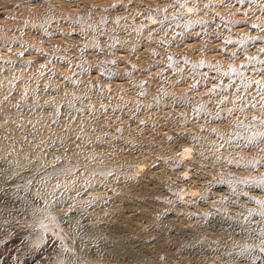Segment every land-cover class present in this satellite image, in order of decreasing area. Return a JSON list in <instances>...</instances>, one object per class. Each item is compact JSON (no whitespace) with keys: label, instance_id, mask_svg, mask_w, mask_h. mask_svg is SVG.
I'll list each match as a JSON object with an SVG mask.
<instances>
[{"label":"bare ground","instance_id":"6f19581e","mask_svg":"<svg viewBox=\"0 0 264 264\" xmlns=\"http://www.w3.org/2000/svg\"><path fill=\"white\" fill-rule=\"evenodd\" d=\"M1 1L3 2L4 0ZM18 1L19 4L23 2L21 0ZM64 1L60 0L59 2L62 3ZM189 1L89 0L87 2L88 9L84 7L85 9L80 8L82 9V13L78 11L83 14L84 19H81L82 17L80 16L82 20L80 22L78 19L79 17L76 15L79 23L78 21L75 22V26L73 21V23L68 21V24L72 23L73 27H71V24V28H69L67 24V30L65 28L66 26H64L66 25L64 24L66 21L62 23L65 29H59L58 25L61 23L59 19L63 18V20H65L64 16H69L73 19L76 17H71V14L67 13L64 15L65 12L62 11L63 9L61 10L62 7L59 8L60 3L57 0L56 2L59 3L57 10L59 11L60 9V12H63V15H61L63 17L59 16L60 13L58 14L55 12L56 9L54 10V8H56V5L53 3L52 4L55 6H53L54 8H51L50 11L53 9L54 12H48V14L50 13L52 15L47 14V5H51L48 4L49 2L47 4L45 2L46 9L43 8L44 5L41 7L42 2H40V8L45 11L43 12L42 10V14L41 11L38 10L37 12L35 10L32 11L33 9L27 10L26 5L23 7L24 5L22 6V4H20L19 10L14 9V11H11L17 0L15 3L12 0L14 4H12L13 7L11 6L12 9H10V4L9 7H7L10 10L7 12L3 11L7 13V15L9 11L11 12L9 13L10 16L6 15L8 17L7 21L9 17L11 19L10 22H7L12 25L10 27H15V23L17 22L16 24H18V21L22 18L23 13L20 12L22 16L17 14L21 9L27 13L26 15L24 13L26 17L29 16V18L27 17L22 21L27 20L26 22H28L30 20V23L22 22L21 20L19 21L20 23H26L35 27L37 23L35 19L39 17V20L41 18L46 20V22H44L45 20H37L38 22H43L42 24L40 23V25L47 23L46 25L49 27L48 31L45 30V33L42 34L47 37V44L45 40V42H43L44 38L41 39V33L40 30H38L40 38H37V40L40 39L42 42L40 40L39 42L42 44L45 43V45L40 46V43L35 38V41L39 44L36 43L40 46L38 48H36V46H38L36 43L34 45L30 44V42L34 43L32 42L34 38L32 40V34H30L31 32L28 33L29 30H27V28L31 26L27 27V25L24 26L26 28H23L28 32L25 34V31L22 30L23 32H20V34L21 36L23 35V37L18 39L20 42H24L21 44L28 45L25 50L21 49L25 45L19 47L20 43H16V37L19 36L15 35L16 39L13 38L14 34L17 33H12L11 41L5 38L3 43H0V45H3L8 41L12 46L13 38L16 40V42L14 41L13 43L18 44V48L12 46L11 49H9V43H5L3 47L0 46V158L9 159L13 154H16V157L13 155L16 160H14L15 158L13 156L14 159H10L11 165L13 163V166H15H11V168H16V170L13 169L15 171L11 168L3 169V165L0 163L2 165L0 167V220L4 217L6 219L8 215V219L13 214H18L19 216L20 213L17 212L25 213L26 215L22 214L25 215V217H22L23 222L19 221V223L22 224L18 227L21 228L18 229L17 227L18 231L16 233L19 234L18 236L23 234L31 238L35 237L36 239V235L41 233L43 229L47 230L46 232L50 230L55 233L45 234L44 240L46 239L48 243L51 244L54 242L53 245L57 244L55 247H58L60 244L62 248L65 244L69 243L68 247H73L72 241H69L68 237L61 231L63 227H55V216L46 211L47 206L45 208L42 203L47 201H43L42 198L46 195L44 194L46 193L45 188H47L49 184L56 185L52 187L54 191L55 189L53 188L57 187L60 189V187L64 185H69V187L72 186V188L75 187L76 189L78 187L81 188V185L85 186V184H88L87 186H89L90 184L91 186L88 187L91 188L89 189L90 192L92 187H95L94 185H98V187L95 188H98L97 190L102 188V190L96 191V189L93 188L92 191L93 194L95 193L94 195H92V193L90 194L87 190L88 188L86 189L85 186L83 187L86 189L84 190L85 192H81V189L80 192L77 191L80 194H84L85 197L77 194L76 198L73 196L75 193L72 194L71 197L74 200L75 198L78 199V196L84 198L81 199V201H84L82 202L83 205H85V202L88 203V199L90 200L89 202H91V200L96 201L98 199L100 200L101 196L107 197L113 202H123L125 207L122 212L129 218H134L136 223L144 221L143 219H145V213L142 208L144 200L149 202L152 200L158 201V204H152L151 207L156 214L177 219L188 218L193 214H199L197 210L203 211V213L212 211V207L214 206L213 203L217 199H220L225 193L232 195V197H234L232 201H236L237 199L235 196L238 191L234 189L238 188L243 190V195L249 196L251 199L264 205V187L261 184V181L264 182V168L258 167L255 171L243 177H237L232 168L233 165L217 169L213 166L201 163L192 156L190 148L183 146L181 143L186 137L201 130L214 132L216 134L220 133L221 136L227 133L230 139L234 137L235 140L240 139L239 142L241 139L246 141L249 138H260L264 134V27L253 29L249 26L247 28L250 23L247 24L250 19V17H247V13L249 12L247 11L248 9H244L241 4L240 6L242 8L239 9L240 11L237 7L239 4L235 5L232 1L230 4V1L228 3L226 1L225 3L227 4H224L223 7H221L223 4L219 3V5L222 4L220 6L221 8H219L221 10L218 9L219 5L217 9L210 7L208 10H203L201 5L204 4V0H191L194 2L192 3L193 7H195V5L197 6V10L193 11L192 5L187 4ZM213 1L214 4H216L217 1L219 2V0ZM235 1L239 2L242 0H234L233 2ZM246 1L244 0V2ZM73 2L71 0V4L70 2L62 4H70L73 6ZM77 2L74 4L77 5ZM80 2H78L77 5L79 7L84 5H79ZM90 2H92L96 10L92 8L89 9ZM259 2L260 4L258 5H260L261 8L259 7L260 9H257H264L261 6L262 4L264 7V1L261 3L260 0ZM0 4L3 5V3ZM108 4H110L111 9L107 7L109 6ZM181 4H183L184 7H180L179 5ZM92 6L90 4V7ZM27 7L31 8L30 5ZM50 7H52V5ZM64 7L65 6H63V8ZM67 7L65 8L69 10V6ZM203 7L206 6L204 5ZM5 8L6 5L4 6V10H7ZM67 9L65 11H67ZM241 9L243 11L247 9V13L242 12ZM47 10L49 11V9ZM13 12H15V14ZM38 12H40L39 16L38 14L36 15ZM0 13H2V11H0ZM55 14H58V16ZM252 14L251 17H254ZM11 15L14 17L16 15L17 18L20 17L19 20L17 19L18 21L15 19L13 22L14 26L12 24L14 19L13 17L11 18ZM23 18L25 17L23 16ZM203 21L211 23L217 22L219 24V29H217L218 33L216 32L218 34L217 37L206 35L207 31L201 29V26L205 23H202ZM231 21H238V26L240 27V24H243V26L240 28L235 27V24L237 26L238 22H235V24L232 23L234 27L228 26L227 23L230 24ZM57 22L58 24H55ZM7 23L5 25H7ZM262 23H264V21ZM244 24L245 26L247 24V26L243 31V27H245ZM251 24H253V22ZM17 26L19 27V25ZM260 26H264V24ZM32 27L30 31L33 30ZM37 27L36 25V28ZM251 29L256 31H254V35H251ZM35 31L37 30L35 29ZM2 33L3 31L0 32V38L2 37ZM6 34L3 33V38L8 37V34L11 35L8 33L6 36ZM213 34L215 35V33ZM37 35L35 33L36 37ZM9 37L7 39L10 40ZM7 46H9V48H7ZM13 47L15 50L21 49V52H19V50V53L17 52L16 54V51H12ZM253 57L255 59H251ZM61 62H63L65 66H63ZM13 73L19 75V77L21 76L19 80L17 79V81H19L18 83H14L15 79L18 77L17 75L16 78L13 77L14 79L10 77ZM43 84L46 85V89L50 87L52 92H61V94L59 93L61 96L57 93L56 95L60 96L57 99L56 95L53 93L55 98L49 101L47 97L46 99H48V101L46 100L47 102H42V104H40V102L35 103L34 101H29L35 98L34 94L36 90L34 91L33 89H38L39 86ZM235 86H241L245 89L248 88L251 92H254L257 88L256 90L260 95L262 94V96H258L257 94L256 97V94L253 93L257 100L254 99V103L256 104H248L246 101L249 99L248 97H251L252 93L247 91V89V94H251H245V96V91H240L242 89L240 88L239 91L242 93L244 92L243 96H248V99L244 98V101V99L241 98L243 96L239 92L238 95H241L240 100L237 98L236 94V97L231 94V97H234L230 99L227 93L230 92V90H236L237 87L235 88ZM253 87H255V89H252ZM17 89H19L21 93H19ZM7 90L9 93L12 91L13 94L17 92L16 95L20 94V96L17 97L18 102H15V106H22L21 108L26 110L28 109L27 107L35 105L37 108L44 107L51 110L50 113L48 112V114H46L47 119L53 122L55 130L61 123V113L64 110L68 113L71 109H77L79 112L76 111L79 115L81 112L83 114V116L81 114V117L84 118L83 121L81 120L82 123L74 125L69 124V126L64 129L63 133L61 132L63 136L66 135L68 137L73 131V134H76L78 139H83L90 137L91 134L96 133L102 128L107 129L113 136L120 138L123 144L126 145L133 143V134L144 132L147 133L146 135L148 138L140 137L139 142H142L141 146L146 150L145 152H139V149L135 147L132 149L126 146L127 148L123 150L120 157H117L118 155L115 156L113 152L104 155L100 151H92L90 146L86 149H80L79 146L76 147V145H71L70 143L68 144L71 146L66 145L67 143H58L59 140L63 143L66 137L64 136L63 138L61 135L63 138L61 140L58 135V140L55 139L54 136L59 133L58 131H52L54 134L50 131V136H45L46 139L37 146L40 147L41 150L35 146L31 147L8 127L9 119H18L21 126L30 119L26 116V113L21 110L13 112L10 117L7 116L8 113L2 110L1 105L7 102L9 98L5 93ZM14 90L16 92H14ZM49 93L48 96L50 97ZM10 100L12 101V99ZM241 100L243 102H241ZM165 103H168L167 106L171 104L168 123H162L163 120H160L166 117L162 116L165 112H161L164 109ZM227 107H229L228 112L232 124L229 118L228 120L227 118H223V120L229 121L231 125L227 122L228 125L224 123V126H222V123L221 127L220 125L217 127V124L214 125L210 120H207L210 117L211 119L212 117L215 118L216 115L215 119L217 120ZM156 108H158V110H156ZM169 109L167 110L169 111ZM71 112V115L76 113L75 111L73 113ZM158 112H161V115L159 114L160 119L157 118L159 116ZM218 115L220 116L218 117ZM125 117L126 121L124 120ZM215 119L213 121H216ZM228 132H231V134ZM67 137L66 139L70 136ZM243 141L241 143H243ZM57 143L59 147H57ZM100 144L105 148L111 147L108 140H104L100 142ZM186 148L189 149L188 152L184 151ZM146 156L155 159L154 163L151 165V169H144L142 164H139L137 167H133L129 164L132 158H138L140 159L139 161H142ZM114 157H117L116 160H114ZM11 160L14 161L12 162ZM2 161L3 159L1 162ZM3 162L5 163V167L7 165L10 166L5 161ZM7 162L9 161L7 160ZM139 172L142 173L137 175ZM164 172L167 173L165 174ZM125 179L137 182L139 187L135 186L137 190L136 193H133V190L125 191L122 189L121 185ZM30 181H36L42 190H37L35 188L37 191H33L34 187L29 186ZM191 182L193 185H191ZM51 186L49 187L50 189ZM69 187L67 186V188ZM67 188V191L64 193L69 191L75 192V189H69L68 191ZM61 189L64 190L63 188ZM163 189L164 192H162ZM198 189H202L203 193L202 196L198 197L196 200L187 201L179 197L175 198L170 196L172 191L179 190L182 194H192ZM57 190L58 189H56V191ZM58 191L57 193L61 194ZM261 191L263 195L260 193ZM53 193L54 192L50 195V192L47 195H50L52 200L55 197L54 200H56L59 194L55 195L57 193ZM67 194L68 193H66V196ZM86 194L90 196L88 197ZM47 195L46 198L48 199ZM61 195L63 197V193ZM51 197L49 199H51ZM71 197L68 200L73 201ZM214 198H216V200ZM58 199L62 202L61 198L58 197ZM65 200L64 202H67ZM77 201V204L82 205L80 204L81 201ZM46 204L48 205V203ZM200 205L205 207H199ZM50 206L48 205L49 209ZM51 207L50 212L54 209L53 206ZM19 219L17 217L16 220L18 221ZM58 219L59 218H57V220ZM9 220L11 223V219ZM138 220L140 221L138 222ZM65 221L67 222V219ZM6 222L4 221V224H6ZM2 223H0V226L3 225L4 228L9 225H4ZM30 224H32V226H30ZM62 224L65 229L70 231V234L71 231L77 233V229L70 226L71 223L69 224L62 221ZM11 225L12 223L9 225L10 229L7 227V231L6 228L2 231L11 232L9 231L12 229ZM68 230H65V232ZM12 232L14 233V231ZM75 232L73 234H75ZM2 234L1 236L5 233ZM5 235L8 236V234ZM40 235L42 237L44 234L42 233ZM5 238L7 239L8 237ZM9 238L8 240H10ZM37 238L39 239V237ZM6 239H4V241L2 239L4 246V242L11 243V240L5 241ZM28 239H26V241H28ZM23 241H25V239H23ZM40 241L42 240L40 239ZM55 241H58V243H55ZM2 242L0 240L1 245ZM37 242L38 241H36V243ZM17 243L19 244V242ZM30 243L32 242L29 240V244ZM24 244L26 245V243ZM29 244H27V246ZM48 245L47 247L50 246ZM20 246L22 245L20 244ZM24 246H22V248ZM201 246L202 245H199L200 249ZM61 247L57 249L58 253L57 250H55L56 253L53 251L56 256L52 253L50 257L47 258V256H44L45 252L41 251L38 253L36 252L37 254L33 260L31 259L33 256H31L30 259L33 263L37 261L38 264L40 261L44 264H107L92 258V255L96 254L93 251L86 249L82 251L84 254L82 256L68 249V251H64ZM31 248L33 249V247ZM52 248H54V246ZM0 249L3 248L1 247ZM31 251L32 250H30L28 254ZM50 251L52 252L51 249ZM2 253L5 254L4 251H2ZM31 254L32 252L30 255ZM123 258L125 259L128 257ZM225 258L231 260H227L226 264H246V260L252 259L248 255L238 254L235 251L225 256ZM47 259L48 261H46ZM31 260L29 261L31 262ZM37 262L35 264H37ZM24 263H26L25 260Z\"/></svg>","mask_w":264,"mask_h":264},{"label":"rangeland","instance_id":"374dc122","mask_svg":"<svg viewBox=\"0 0 264 264\" xmlns=\"http://www.w3.org/2000/svg\"><path fill=\"white\" fill-rule=\"evenodd\" d=\"M21 1H23V2L20 4H22V6L24 5L23 7H25V5H26L27 10L33 9L32 11L35 10L36 12L38 10V11H41V14H42V10H43V12H45V11H44V9L40 8V2L43 3V4L41 3V7L44 5L43 8H45V9H46L45 2H46V4L49 2L48 4L49 5L51 4L52 7H50L51 5L50 6L47 5V7H48L47 9H49V11L46 9L47 14H48V12L53 13L54 10L56 9L55 12L58 14L60 13L59 16H61V15H63V12L61 13L60 11L63 9L62 11L65 12L64 15L67 13V14H71L70 15L71 17H76L75 18L76 21H75V19L70 18L68 15H67L68 17L64 16L65 20H63V18L59 19V22H61L60 25H58L59 29L64 30L66 28V30H67L68 27L69 28L73 27V24L76 26L75 22H77L78 19L80 22L82 21L81 19H84L83 14H81L82 9H80V8L85 7L88 9L87 2L89 0L88 1L83 0V2L85 1L86 3L85 2L83 3L82 0H80L81 2L78 0V2H80L79 5H82V4L85 5V6L82 5L83 7L77 6L78 5L77 0H72V2L74 1L72 3L73 6L70 5L71 0H66L67 2H70L69 5L62 4V3H65V4L67 3L64 0H61V1H64L62 3L59 2L60 0H57L60 3V7L58 5L59 3L56 2V0H54V1H52V0H40V1L35 0V3L37 2L36 4L34 3V0H30V1L29 0L28 1L27 0H21ZM75 1L77 2V5H75L76 4ZM204 1H205L204 4L201 5L203 10H208V8H210V7L217 9V6L219 5V3H222L223 5L220 4L218 6V9H219V8L223 7L224 4L226 5L229 1H230L229 2V4H230L232 1V3L235 5L239 4L237 6L238 10L242 7H244V9L245 8L248 9V10L247 9L246 10L249 13H247L246 10L243 11L241 9L242 12L247 13L248 16L247 15H245V16H247L248 18L250 17V19L247 22V24L250 22L249 25L247 26V24H246L247 28L249 26H250V28H253L252 25H254V24L255 25H259L260 23H261L260 25L264 24V23H262L264 21L263 20L264 19V9L259 10L261 7H260V5H258V4H260V2H259L260 0H249V1L245 0L246 2H244V0H242V1L238 0L239 2L235 1L236 3L233 2L234 0H219V2L217 1L216 4H214L213 0H204ZM226 1H227V3H225ZM263 1L261 0V3ZM9 2H12V0H10V1L4 0L3 2L2 1L0 2V3H3L4 6L6 5L5 9H7V10H4V6L0 4V11H2V13H0V32L3 31L4 34L10 33L11 35L8 34V37L10 36L9 37L10 40L7 39L8 37L3 38V33H2L1 34L2 39L0 38V41H1L0 43L2 44L3 40L5 38H6V40L11 41V37L13 35L12 33H17V34H14V36H13L14 39L17 38L16 39L17 42H16V40H14L12 38V40H13L12 46H14V47L16 46V48H18V44H16V43L19 42L20 43L19 47L20 46L23 47V45H25L23 48H21L22 50H25L26 46H28V45L21 44L24 42H20V40H18L19 38L23 37V35L21 36L20 32L22 33L23 31H25L24 33L26 34V32H28L27 30H29L28 33L31 32L30 34H32V36H31L32 40L34 38V40L32 41L34 43L30 42V44L34 45L37 41L39 42V40H40V39L37 40V38H40V36H39L40 34L38 32V30H40L41 39L44 38L43 42L46 41L45 43L47 44L48 43L47 37H45V35H42V34L45 33V30L48 31L49 27H47L48 26V25H46L47 23L43 24L45 27L43 25H40V23L42 24L43 22H38V21L45 20V19H42L41 17H40L41 18L40 20L38 19L39 17H36L37 19H35V22L38 23V24L36 23V25L39 28L38 27L36 28V25H35V27L34 26L32 27V25L26 24L28 22L30 23V20L28 22H26L27 20L22 21V20H25L27 17L29 18V16L26 17L25 15L27 13L21 9L23 12L20 10V11H18L19 13H17V14H20V12H21V13H23V16L25 18H23L22 14H20V16H22L21 19H20V17L19 18L16 17L17 14L15 15L16 18L11 15V18L13 17V19H14V20L12 19L13 20L12 24L14 26L13 22L15 21V19H16V21H18L20 19L22 22H26V23L25 24H23L22 22L20 23L19 22L20 20H19L18 24H16L17 22L15 23V25H16L15 27H10L12 25L10 23H7V22L8 21L10 22L11 19L9 17L10 20L8 19V21H7V18H8L7 16H10L9 13H11V12L9 11L8 15H7V13H4L3 11L7 12L8 10L12 9V7L14 5L13 2L15 3L16 0H13L12 3H9ZM189 2H187V4L192 5L193 11L197 10L196 5H195V7H193L192 3H194V2L191 0ZM52 3L56 5V8L53 7L55 5H53ZM20 4H19V1L17 0V2L15 3V5L11 11H14V9L19 10V6H21ZM90 4H91V6L93 5L92 2H90ZM90 4H89V9L90 8L95 9L94 5L92 7H90ZM240 4L242 7L240 6ZM9 5H10V7L12 6L10 9L7 8V7H9ZM29 5L31 6V8L27 7ZM108 5L109 6H107V5L106 6L109 7V9H111L110 4H108ZM204 5L206 7H203ZM32 6H33V8H32ZM63 6H65V7L69 6V8L70 9L72 8V9L68 10L67 9L68 7L67 8L64 7L65 10L67 9V11H65ZM261 6H262V8H264L262 4H261ZM34 7H35V9H34ZM58 7L59 8L62 7L61 10L59 9V11H58L57 10ZM51 8H54V10L52 9V11H50ZM74 8H76V9H74ZM77 8H79V9H77ZM257 8H259V9H257ZM219 10H221V9H219ZM78 11L81 13H79ZM15 12H13V13L15 14ZM68 12H71V13H68ZM24 13H25V15H24ZM39 13L40 12L36 13V15L38 14V16H39ZM50 13L48 15H52ZM74 13H75V15H74ZM252 13H254L255 15ZM58 14H55V15L58 16ZM249 14H250V16H249ZM251 14L254 17H251ZM76 15L79 17L78 19H77ZM17 16H19V15H17ZM61 17H63V16H61ZM252 18H253V20H252ZM64 21H66V23H64ZM68 21H70V22L73 21L74 23L72 22L73 23L72 24L69 22L70 24H68ZM79 21H78V23H79ZM83 21H85V20H83ZM5 22L7 23V25H5L6 24ZM44 22H46V20ZM204 22L205 21H203L202 23H204ZM235 22L231 21L230 24H232V23L235 24ZM252 22H253V24H251ZM62 23L66 24V25H64ZM83 23H86V22H83ZM214 23L205 22L201 26V29H204V31H207L206 32L207 36H211V37H215V36L217 37L218 36L217 29H219V27H218L219 24L217 22H214ZM8 24H9V26H8ZM55 24H58V22ZM71 24H72V26L70 27ZM216 24H217V26H216ZM230 24L227 23L228 26L234 25V24H232V25H230ZM17 25H19V27ZM26 25H27V27L31 26L33 30L30 31L31 27L27 28V30L26 29L24 30V28H26L24 26H26ZM63 25L66 27L64 28ZM83 25H87V24H83ZM238 25H239V22H238L237 26L235 24V27H239ZM241 26H243V24H240V27ZM244 26H245V24H244ZM246 26L243 27V31L246 28ZM21 27H22V29H21ZM46 27H47V29H46ZM34 28L37 31H35ZM41 28L42 29L44 28V29L42 30ZM19 30H21V31H19ZM241 30H242V28H241ZM41 31H43V32H41ZM251 31H252L251 35H254L256 32L255 30H254L255 31L254 32L252 29H251ZM251 31H250V33H251ZM18 32H19V34H18ZM37 32H38V35H37ZM35 33H36L37 37L35 36ZM213 33H215V35ZM7 34H6V36H7ZM15 35L19 36V37L15 38ZM35 38L37 41H35ZM8 41L5 43H9ZM14 41L16 42L15 43L16 45L13 43ZM45 43H43V44L40 43V46L45 45ZM9 44H10V48H9V46H7V48L11 49L12 48L11 43H9ZM3 45H0V46L3 47ZM40 46L38 45V46H36V48H38ZM14 47H13V49H14ZM13 49H12V51H16L15 52L16 54L19 50H20L19 52H21V49H16V50L15 49L13 50ZM61 63H63V62H61ZM18 64H21V63H18ZM21 65H23V64H21ZM63 66H65L64 63H63ZM16 75L14 73L10 75V77L12 79H14L18 76L15 79V82L12 81L14 83H16V82L18 83L19 81H17V79L19 80V78L21 77V76L19 77V75H17V76ZM43 85H40L38 89L37 88L33 89L34 91L36 90L35 94H34L35 98L30 99L29 101H34L35 103L40 102V104H42V102L43 103L47 102L48 99H49V101H50V99L52 101L53 98H55V96H53V93H54V95H56L57 93L61 94V92H56V91L52 92L50 87L46 89V85H44L45 87ZM236 87H237V89H236L237 91L236 90H234V91L230 90V92H232V93H230V92L227 93V96L230 97V99L234 96L236 97V95H237V98H239V100L241 98L244 99V98L248 97V96L244 97L243 96L244 92L243 93L240 92V91H245V93H244V95H245V94H247L246 90L248 88L245 89V88H242L241 86L240 87L235 86V88ZM235 88H233V89H235ZM240 88H242V89L240 90ZM49 89H50V91H49ZM243 89H245V90H243ZM252 89H255V87H253ZM255 90H254V92H251L250 89H248L247 91H250L252 93V95H253V93H255L256 97H257V94H258V96L260 94L258 93L257 90L256 91ZM17 91L19 92V89H17ZM7 92H8V90L5 91V93L7 94V96L10 99H12V101L8 98L7 102H5L1 105L2 110L5 111L6 113H8L7 116L10 117V115L13 112H15L17 110H21V111H24L26 113V116H28L30 119L29 121L24 122L25 124H23V126H21V124L18 122V119H15V118L9 119L8 120L9 121L8 127L11 129V131L14 134L19 136L23 141H25L31 147H33V146L37 147L39 145V143H41L44 139H46L45 136L46 135L48 136L50 134V131L51 132L52 131H54V132L58 131L59 133H61V132L63 133L64 129L67 126H69V124H71V125L72 124L73 125L79 124V123H82L81 120L83 121V119H84L81 117V114H82L81 112H80V115H79V113H77V111H78L77 109H74V110L71 109L72 112L68 111V113L66 112V110H64L61 113V123L56 127V130H55V127L53 126V122L51 120L49 121L47 119V114H48V112L50 113L51 110L44 108V107L37 108L35 105L32 107H27L28 109L24 110L23 108H21L22 106L21 107L15 106V104H16L15 102H18L17 97H19L20 94L16 95L18 92L13 94L12 91H10V93L8 92L9 93L8 94ZM14 92H16V91L14 90ZM51 92H52V96H51ZM238 92L243 97H241L240 94L238 95ZM19 93H21V91ZM48 93H49L50 97L48 96ZM251 93H248V94H251ZM36 94H37V96H36ZM231 94L234 96L231 97ZM59 95H56L57 99H58V97L61 96V95L60 96ZM252 95H251V97H252ZM260 96H262V94ZM39 97H40V99H39ZM43 97H45V98H43ZM47 97H48V99H46ZM251 97H248L249 98V99L247 98L248 100L246 99L247 100L246 102L248 104H251V103L253 104L254 99L256 100V97L254 95L252 97L253 100ZM244 101H245V99H244ZM241 102H243V101L241 100ZM167 104L168 103L164 104V109L162 108L163 110L161 111V112H163V111L165 112L164 114L162 113L163 117L166 116L165 118L160 119L159 117L161 115V112H158V115L159 114L160 115L157 118H159L161 121L163 120L162 123H168L169 119H170V113H169L170 109L169 108L171 107V104L168 105L169 107L167 106ZM254 104H256V103H254ZM165 105H166V107H165ZM166 108L169 109V111ZM156 110H158V108H156ZM223 110H225V109H223ZM74 111L77 114L76 113L74 114L73 113ZM226 111L227 112L229 111V107H227L226 110L223 112L225 113ZM70 112L73 114L71 115ZM224 113H221V117H219L220 115H218L219 118L218 117L217 118L220 121L218 119L217 120L215 119L217 115L215 116V118L212 117V119L209 116L210 118L207 120L208 121L210 120V122L212 124L214 123V125L217 124V127H219V125L221 127L222 123H223L222 126H224V123L226 125H228L232 121L230 119L229 112L227 114L226 113L224 114ZM222 114L224 115V117ZM234 115H236V114H234ZM82 116H83V114H82ZM167 117H168V120H167ZM223 118L224 119L227 118V120L229 118L230 123L227 120H223ZM164 119H166V120H164ZM214 119L216 121H213ZM79 120H80V122H79ZM124 120L126 121V117L124 118ZM221 120H223L224 122ZM227 122H228V124H227ZM51 129H53V130H51ZM144 131H146V130H144ZM227 131H229V130H227ZM54 132H52V133L54 134ZM59 133L57 135L55 134L54 137H55V139H57V137L59 135L60 139L62 140L64 138V136H66V135L63 136L62 133L61 134H59ZM70 133H68V134H70ZM142 133H144V132H142ZM142 133L133 134V143L124 145L120 138L110 134L107 129L101 128L96 133L91 134L90 137H86L83 139H78L77 135L73 134V131H72L71 135L67 134L68 137L70 136L69 138L66 136L68 139H66V137H65V140L63 141V143H62V141L60 142V140L58 141V143H61V144L67 143L66 145H68V146L70 144L76 145V147L79 146L80 149H86L87 147L90 146L92 151L93 150L94 151H100L104 155H107L108 153L113 152L115 156L118 155L117 157H120L123 150H125L127 148L126 146L131 147L132 149H133V147H135V148L139 149L138 150L139 152H145L146 149H144L141 146L142 142L140 143L139 140H140V137H142V138L143 137L148 138V137L146 135L147 133H144V134H142ZM229 134H231V132ZM61 135L63 136V138ZM262 136H261L262 138L260 137L261 139L260 138H254V139L249 138L246 141H243L241 139V141L239 142L240 139L235 140V138L232 136L231 137L233 139H230V137L228 136L227 133H226V135L221 136L220 133L216 134L214 132H208L205 130H201V131H198L197 133H193L192 135L186 137L184 140L181 141V143L183 144V146L190 148V152H191L192 156L196 160L200 161L201 163L213 166L217 169H220L222 167H226L228 165H233L232 168L234 170L235 175L237 177H243L246 174H249V173L255 171V169L258 167L264 168V134ZM104 140H108L111 147L105 148V147L101 146L100 142H102ZM242 141H243V143H241ZM58 143H57V147H59ZM68 143H70V144H68ZM37 148L41 150L40 147H37ZM13 155H15V157H16V154H13ZM11 157L9 159L0 158V163L3 165V169L4 168L10 169L11 166L15 167V166H13V163H12V165L10 163V159H14L15 157L14 156H13L14 158L13 157L11 158ZM18 157H20V156H18ZM116 158L114 160H116ZM2 159L6 163H8L10 166H8L6 164L7 166L5 167V163L3 161L1 162ZM7 160L9 162H7ZM14 160H16V158ZM139 160L140 159H138V158H132V159H130L129 164L132 165L133 167H137L139 164H142L144 166V169H151L152 168L151 165L154 163L155 159L152 157L146 156L144 159H142V161H139ZM1 164H0V167L2 166ZM11 169L16 170V168H11ZM15 170H13V171H15ZM141 173L142 172H139L137 175H140ZM164 173L166 174L167 172H164ZM35 182L36 181H34V182L30 181V184L28 183L29 186L34 187L33 191L42 190V188H40V185L37 182L36 183ZM261 184L264 187V182L261 181ZM49 185L47 188H45L46 193H44V194L47 195L48 193L51 192L50 195H52V192H54L53 194H55L59 190L58 192H60L61 194L63 193V197L59 193H57L55 195L59 194L60 196L58 195V197L62 199V202H60L61 200L58 199L57 196H56L57 199L54 200L55 195L53 196L54 197L53 200L55 202L52 200V197L50 195H47L48 199L46 198V195H45L42 198V200L43 201L47 200V201L45 203L44 202H42V203L44 204L45 208H46V206L48 208V205L49 206L51 205L54 207V209H52L53 211L51 210V212H50V209L52 208L51 206H50V209L48 208L49 210L46 208V211H48L50 214H53L55 216L54 217V219L56 220L55 227L56 226H58V227L62 226L63 227L64 230L62 229L61 231L68 237L69 241H72L73 247L72 248L68 247L69 243L65 244L63 248L61 247L60 244L58 245V247H55L57 244L53 245L54 242L50 244L47 242L46 239H45L46 240L45 241L44 240L45 234H47V233L54 234L55 233L54 231L51 232L50 230H48V232H46L47 230L43 229L41 233L36 235L37 237H39V239L37 237H36V239H35V237L31 238V237H28L27 235L25 236L23 234H22L23 236L22 235L18 236L19 234L16 233L18 231L17 227L20 224H22V223H19V221L23 222L22 217L23 216L25 217L26 214L23 212L22 213L17 212V213H20V215H22V214H25V215H22V216L19 215L18 216V214L17 215L13 214L14 216L11 215L13 217H11V216L9 217V219H11V221H12L11 227L13 229V230L12 229L9 230V231H11L9 233L6 232L8 230L7 227H9V229H10L9 225L11 224L10 220L8 219L9 215L6 216L7 217L6 219L4 217L3 219L0 220L1 221L0 223L3 222L2 224H4V221L5 222L7 221L6 224H4V225L9 224V225H7V227L5 226L6 231H2V230H5V228L1 224L2 226H0V230H1L0 233L2 232L3 234L4 233L8 234V236L5 234L3 235L1 233L3 236H1V234H0V237L3 239V241H4V239H6L5 237H8V238L10 237L9 239L11 240V243L10 242L9 243L4 242V244L6 246L5 247L3 245L2 239L0 238V240L2 242V245L0 244V248L1 247L3 248V249H0V252L1 253H2V251L5 252V254L0 253L1 254L0 264H32L33 263L32 260L34 259L35 255L38 252H41V251L45 252L44 256H47V258H48V257H50V254L54 253L55 250L59 249L60 247L64 251L68 249L69 251H71V252L74 251L73 253H76V254L82 255V256L84 255L82 251H84L86 249L93 251L96 254L92 255V258H95V260H98L99 262H105L107 264H226L227 260H229V259L225 258V256H228L229 254L233 253L234 251L238 254L241 253L244 255H248L250 258H252V259L246 260V264H264V207H263L264 205H262V203H259L256 200L251 199L249 196L243 195L244 194V193L242 194L243 190L240 188L234 189L235 191H238V192H236V196H235L237 199L236 201H232L234 199V197H232V195H229V193H225L224 195H222L220 197V199L216 200V198H214L216 201L213 203L214 206L212 207V211H210L208 213H203V211L197 210L199 214H193L192 216H190L188 218H183V219L168 218V217H164L162 215L156 214L153 211V208H151V207H152V204H158V201L152 200L149 202V201L144 200V202L142 203V208H143L144 213H145L144 214L145 219H143L144 221L138 220V222L139 221L140 222L136 223V220L134 218H132V217L129 218L128 216H126L124 214V212H122V210L125 207V204H123V202L122 203L113 202L109 198L101 196L100 200L99 199L96 201L91 200V202H89L90 200L88 199L87 200L88 203L85 202V205H83L82 202H84V201L83 200L81 201V199H84L82 197H85V195L80 194L79 192H80V189H81V192L86 190L88 187L91 186L90 184H89V186H87L88 184H85L86 187L84 185L83 186L81 185V188L78 187L76 189H75V187L72 188V186L69 187V185H67L69 188H67V186H65V185L61 186L60 189L61 188L64 189L66 187L68 189V191H69V189H71V190L75 189V192L74 191L73 192H71V191L66 192V193H68L67 196H66V193H64L65 191H67L66 188L64 190L61 189V191L57 187L53 188V189H55V191H56V189H58L55 192L54 190H52V187H55L56 185L51 184L52 185V186L50 185L51 189L49 188L50 187ZM191 185H193L192 182H191ZM94 186L98 187V185H94ZM135 186L139 187L137 182L134 180L132 181V180H128V179H125L121 185L123 190H125V191L126 190H133V193L137 192V190L135 189ZM83 187H85L86 189ZM95 187H92V190ZM89 189H91V188L87 189L88 192L90 194L92 193V195H94L95 193L93 194V191L91 190V192H90ZM95 189H96V191L102 190V188L99 190H97L98 188H95ZM30 190H31V188H30ZM77 191H79V192H77ZM162 192H164V189L162 190ZM202 193H203L202 189H198L195 192H193L192 194H190V193L182 194L178 190V191H172L170 193V196L175 197V198L179 197L182 200L188 201V200H196L198 197L202 196ZM260 193L263 195L262 191ZM72 194H74L73 196H75L76 198H77V194L82 196V197L78 196V199L75 198L76 201L77 200L81 201V203L80 202L79 203L82 205L77 204L78 201L76 203V201L74 199H72V197H71ZM137 194H141V193H137ZM227 195H229V196H227ZM86 196H88V195L86 194ZM50 197H51V199H49ZM64 197L66 198V200ZM70 197L73 201L68 200V199H70ZM79 197H80V199H79ZM86 199H87V197H86ZM57 200H59V201H57ZM64 200L67 202H64ZM46 203H48V205ZM199 207H205V206L200 205ZM45 208H44V210H45ZM58 212H60V213L62 212L61 215H63V216H61L60 213H58ZM53 215H51V216H53ZM58 215H60V216H58ZM17 217H18V219L20 217L22 219L20 218L17 221L16 220ZM56 217L59 219L57 220ZM12 218H13V220L15 218L16 219L13 221ZM60 218L63 220H61ZM66 219H67V222L65 221ZM62 221H64L65 223H69V224L71 223L70 226L76 228L77 233L74 231L75 234H73L74 232L71 231V234H72L71 235L70 231L68 229L64 228ZM30 226H32V224H30ZM1 228H4V229H1ZM19 228H21V227H18V229ZM65 230H68V231L65 232ZM12 231H14V233ZM42 233L44 235H42V237H41L40 234H42ZM13 234L16 236H14ZM67 234H70V235H67ZM30 236H32V235H30ZM26 237H28L29 239ZM8 238L5 241H10V240H8ZM23 239H25V241H26V239H28V241L25 242V241H23ZM40 239L42 241H40ZM55 239H56V236H55ZM16 240H17V242H19V244L16 242ZM18 240H20V241H18ZM29 240H30V242H32V243H30L32 245L29 244ZM35 240L38 242L36 243ZM43 240H44V242H43ZM73 240H74V242H73ZM13 241H14V244H13ZM23 242L26 243V245ZM44 243H45V247H44ZM55 243H58V241L57 242L55 241ZM11 244H13V245H11ZM20 244L22 246H24V245L25 246L22 248V246H20ZM27 244H29L30 247H29V245L27 246ZM47 245L49 247H47ZM199 245H202L201 249L199 248ZM53 246L55 249L52 248ZM31 247H33L34 252H33V249ZM29 249L32 250L31 255H30L31 252L28 254V252L30 251ZM50 249L52 250V252L50 251ZM80 249H82V250H80ZM25 251H27V252H25ZM47 251H49V252H47ZM57 253H58V250H57ZM115 255H118V256H115ZM31 256H33V258ZM55 256H56V254H55ZM120 256L128 257V258L124 259L123 257H120ZM30 257L32 260L30 259ZM28 259L31 260V262ZM24 260L26 263H24ZM26 260H28V261H26ZM46 261H48V259ZM229 261H231V260H229ZM36 262L37 261H35L33 264H35ZM41 263L44 264L42 261H40L39 264H41ZM37 264H38V262H37ZM99 264H101V263H99Z\"/></svg>","mask_w":264,"mask_h":264},{"label":"snow or ice","instance_id":"6c2138e0","mask_svg":"<svg viewBox=\"0 0 264 264\" xmlns=\"http://www.w3.org/2000/svg\"><path fill=\"white\" fill-rule=\"evenodd\" d=\"M179 6H180V7H184V5H183V4H181V5H179ZM190 11H191V10H190ZM252 27H253V28H260V27H264V26L255 25V24H254V25H252ZM251 59H255V58L253 57V58H251ZM184 151H185V152H188V151H189V149H187V148H186V149H184Z\"/></svg>","mask_w":264,"mask_h":264}]
</instances>
